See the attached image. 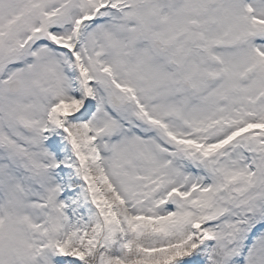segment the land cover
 <instances>
[{
  "label": "snow or ice",
  "instance_id": "1",
  "mask_svg": "<svg viewBox=\"0 0 264 264\" xmlns=\"http://www.w3.org/2000/svg\"><path fill=\"white\" fill-rule=\"evenodd\" d=\"M0 264H264V0H0Z\"/></svg>",
  "mask_w": 264,
  "mask_h": 264
}]
</instances>
